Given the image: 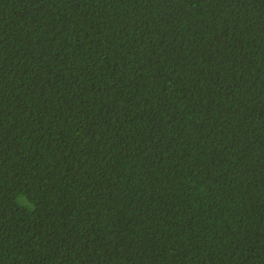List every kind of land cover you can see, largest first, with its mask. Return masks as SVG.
Instances as JSON below:
<instances>
[{
	"label": "trees",
	"instance_id": "1",
	"mask_svg": "<svg viewBox=\"0 0 264 264\" xmlns=\"http://www.w3.org/2000/svg\"><path fill=\"white\" fill-rule=\"evenodd\" d=\"M0 264H264V0H0Z\"/></svg>",
	"mask_w": 264,
	"mask_h": 264
}]
</instances>
